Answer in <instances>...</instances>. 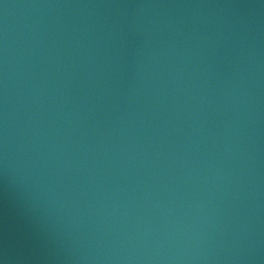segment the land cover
Instances as JSON below:
<instances>
[{
  "label": "water",
  "instance_id": "95a60500",
  "mask_svg": "<svg viewBox=\"0 0 264 264\" xmlns=\"http://www.w3.org/2000/svg\"><path fill=\"white\" fill-rule=\"evenodd\" d=\"M0 264H264V0H0Z\"/></svg>",
  "mask_w": 264,
  "mask_h": 264
}]
</instances>
